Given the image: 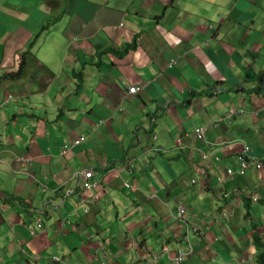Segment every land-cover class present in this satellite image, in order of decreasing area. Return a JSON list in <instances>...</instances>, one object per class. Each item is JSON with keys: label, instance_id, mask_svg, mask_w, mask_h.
I'll return each instance as SVG.
<instances>
[{"label": "crops", "instance_id": "0c3cea01", "mask_svg": "<svg viewBox=\"0 0 264 264\" xmlns=\"http://www.w3.org/2000/svg\"><path fill=\"white\" fill-rule=\"evenodd\" d=\"M244 146L264 163V0H0V264H260Z\"/></svg>", "mask_w": 264, "mask_h": 264}, {"label": "built area", "instance_id": "2783aa9c", "mask_svg": "<svg viewBox=\"0 0 264 264\" xmlns=\"http://www.w3.org/2000/svg\"><path fill=\"white\" fill-rule=\"evenodd\" d=\"M140 91V88L137 86H133L130 90H129V94L133 95V94H137ZM207 136V129L206 128H200L197 130V137L200 140H205ZM84 142V139L81 140H77L75 143H73L72 146H65L64 149L62 150V154H66L68 153L73 147H77L79 145H81ZM250 149V147L246 146L245 147V152H248ZM255 162L252 161V163H250L245 156L241 155L238 158V171H234L232 168H228L227 169V173L230 176L231 179L234 178L235 175H239V176H243L246 173V170L249 168L250 165H253ZM255 167H257L260 170H264V164L261 161H258L257 163L254 164ZM94 176H95V171L94 170H86V171H79L74 175L75 179H78L79 182H82V185L84 186V191L87 194H91V192L94 191V189L96 187H98V183L94 181ZM223 179H220V182H223ZM195 182V181H194ZM128 187V185H127ZM98 199L96 197V195L91 194L89 197V200H85L82 199L80 201V204L84 205L86 207V211H88V209H90V206H95V204L97 203ZM178 211H179V219L181 220H185L186 216H187V209L184 203H180L179 207H178ZM194 230L196 232H198L199 230L197 228H194ZM33 237L36 236V232L32 233ZM187 240H189V237H186ZM194 254L193 250L191 251H185V250H181L176 259H175V264H185L187 262V260L189 259L190 256H192ZM158 257L155 258V260H157ZM55 261L58 263L60 262V259H55Z\"/></svg>", "mask_w": 264, "mask_h": 264}, {"label": "clouds", "instance_id": "9594fccd", "mask_svg": "<svg viewBox=\"0 0 264 264\" xmlns=\"http://www.w3.org/2000/svg\"><path fill=\"white\" fill-rule=\"evenodd\" d=\"M47 30L49 29V25H47V26H44ZM212 29H213V27H212ZM36 39H37V37H36ZM34 43H35V41H34ZM32 44V43H31ZM34 45H36V44H34ZM34 45H30L31 46V51H29L28 52V54H27V57H28V55L31 53L32 55H33V51H34ZM26 57V58H27ZM25 58V59H26ZM35 63L37 64V69H39L41 66H43V67H45V68H47V69H49L48 67H46V66H44L42 63H40V61L38 60V59H36L35 60ZM23 64H25V62H23ZM176 65H178V61L177 60H172L169 64H168V67H172V66H176ZM8 75H11V74H8ZM13 75H15V74H13ZM7 76V75H6ZM7 80L8 79H11V78H6ZM16 79H18V78H16ZM3 80H5L4 78H3ZM137 87H139L140 88V91L142 90V87H140V86H137ZM140 91L138 92V93H140ZM128 93H129V91H128ZM137 93V94H138ZM137 94H133V95H137ZM133 95H130L129 94V96H133ZM14 99V95L13 94H9V95H7V97H6V99L4 100V102H3V104H7V103H9V101H12ZM206 129H207V127H205ZM208 134V133H207ZM196 137H197V132H196ZM198 138V137H197ZM154 139L156 140V136L154 137ZM77 140H79V139H76L75 141H74V143L77 141ZM198 140H200L199 138H198ZM200 141H203V140H200ZM83 144V143H82ZM81 144V145H82ZM73 145V144H72ZM71 145V146H72ZM80 146V145H79ZM65 147V146H64ZM64 147L62 148V150L64 149ZM78 147V146H77ZM245 147L246 146H244V148H243V151L240 153V155H238L237 156V168L239 169V167H238V158H239V156H245V158L250 162V163H252V161H254V160H252L251 158H250V156L248 155L250 152H251V147L250 146H248V147H250V149H249V151L248 152H245ZM73 148H75V147H73ZM72 148V149H73ZM72 149L69 151V152H71L72 151ZM68 152V153H69ZM68 153H66V154H68ZM61 154H62V151H61ZM66 154H62V155H66ZM255 163H257L258 161H254ZM262 162V161H261ZM254 163V164H255ZM263 163V162H262ZM254 164L253 165H250L249 166V168H252L253 166H254ZM264 164V163H263ZM255 167V166H254ZM228 168H232V167H228ZM227 168V169H228ZM248 168V169H249ZM247 169V170H248ZM255 169H258L257 167H255ZM247 170H246V172H247ZM258 170H260V169H258ZM86 171V170H85ZM238 171V170H237ZM260 171H264V170H260ZM246 174V173H245ZM236 176H239V175H235L234 176V178L236 177ZM244 176V175H243ZM96 182V181H95ZM194 183H196V180H195V182ZM82 185V184H81ZM99 185V184H98ZM255 201H258V199L257 198H255Z\"/></svg>", "mask_w": 264, "mask_h": 264}, {"label": "trees", "instance_id": "16d2710c", "mask_svg": "<svg viewBox=\"0 0 264 264\" xmlns=\"http://www.w3.org/2000/svg\"><path fill=\"white\" fill-rule=\"evenodd\" d=\"M258 3H261V2H258ZM34 44L35 43L33 42L31 45H34ZM133 47H134L133 45L130 46V48H133ZM24 69H25V64L22 63V69H21V71L18 74L7 75V76L4 77V79H6V78H18L19 79V78L22 77V75L24 73ZM81 139H84V141L86 140L84 137L79 138V140H81ZM263 241H264V238H261L260 236H255V239H254L255 246L258 245L259 248H260V254H259V258H258V261H259L260 264H264V242Z\"/></svg>", "mask_w": 264, "mask_h": 264}, {"label": "rangeland", "instance_id": "374dc122", "mask_svg": "<svg viewBox=\"0 0 264 264\" xmlns=\"http://www.w3.org/2000/svg\"><path fill=\"white\" fill-rule=\"evenodd\" d=\"M28 51H31V46H30V48H29ZM27 54H28V52H26V53H24V54L22 55V60H23V62H24L25 58L27 57ZM23 62H22V63H23ZM36 70L39 72V74L44 72V70H43V66H41L39 69H36ZM132 87H133V86H129L128 89H127V92H128ZM127 96H129V93H127ZM81 187H82V191H83V190H84V186L81 185ZM253 239H254V238H253ZM257 253H258V252H257ZM259 253H260V252H259ZM259 253H258V255H259Z\"/></svg>", "mask_w": 264, "mask_h": 264}]
</instances>
